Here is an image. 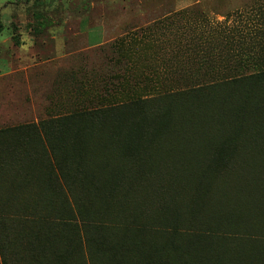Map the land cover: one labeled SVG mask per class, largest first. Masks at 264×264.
Here are the masks:
<instances>
[{
    "label": "rangeland",
    "instance_id": "rangeland-1",
    "mask_svg": "<svg viewBox=\"0 0 264 264\" xmlns=\"http://www.w3.org/2000/svg\"><path fill=\"white\" fill-rule=\"evenodd\" d=\"M38 1L0 0V20L4 26L0 33V153L7 156L6 162L0 159L4 162L0 163L3 216L0 232L10 252L8 264H60L56 262L66 256L63 253L72 249L73 260L68 258L72 261L62 264H108L113 257L111 251L99 252L93 245L87 250L79 249L80 241H70L74 227L86 233L96 230L93 227L97 224L102 225L101 239L108 246L125 244L126 264L133 257L130 251L140 247L135 243L151 238L160 245L164 232L176 224L178 229L196 232L207 225L209 233L203 235L213 237L209 244L230 255H235V250L247 255L259 249L255 264H264V212L261 203H256L252 188L249 191L254 195L240 196L248 204L235 202L229 207L238 212L252 209L255 214L258 210L259 219L225 223L166 216L168 210L159 202L167 197L161 196V184H147L146 190L137 187L136 202L129 200V206H136L142 199L145 202L146 196V205H154L150 212H119L111 209L112 205L104 206L91 192H87L88 197L80 191L83 178L77 176L74 185L72 170L78 167L77 157L72 162L55 161L58 175L69 183L67 191L49 192L44 187L36 194L41 198L42 194L54 197V203L23 202L30 194L26 189L18 194L14 186L23 188L22 183L29 182V173L19 164L33 162L18 160L24 158L22 154L28 149L32 153L51 151L61 158L67 154L99 155L92 161L94 170L88 173L94 175L92 185L87 183L93 190L110 179L107 169L114 166L105 167L103 162H118L113 154L120 153L121 145L127 153L137 155L142 147L137 144L148 140L134 135L137 127L145 135L146 125H150L131 104L137 98L150 105L169 93L220 80L230 73H251L254 64L264 66V0H40V4ZM119 114L121 117H116ZM36 121L39 124L27 125ZM117 124L123 126L116 131L113 127ZM30 126L40 129L36 131L39 135L26 130ZM26 131L41 140L31 139ZM134 143L133 150L130 145ZM195 151L189 146L166 149L177 156H191ZM261 155L264 159V154ZM81 163L90 167L85 160ZM255 166V169L264 166V161L259 160ZM62 169L72 175L63 178ZM254 180L256 183L251 186L258 184L262 196V179L254 177ZM181 183L188 185L187 179ZM7 194H13V198L8 199ZM261 196L259 202L264 201ZM25 212L31 213L36 223L30 219L26 222ZM30 227L50 236V242L36 244V252L42 253L33 254L17 239L24 232L26 241L34 239L27 237L31 234ZM114 230L121 235L117 236ZM55 250L60 251L61 258H53ZM138 252L143 260L145 254H150V248ZM151 253L159 255V251ZM0 264H3L1 256Z\"/></svg>",
    "mask_w": 264,
    "mask_h": 264
},
{
    "label": "trees",
    "instance_id": "trees-1",
    "mask_svg": "<svg viewBox=\"0 0 264 264\" xmlns=\"http://www.w3.org/2000/svg\"><path fill=\"white\" fill-rule=\"evenodd\" d=\"M37 3L40 4L41 1L39 0ZM3 29L4 26L0 20V33ZM252 67L254 71L251 73L244 71L242 74L240 72L230 73L220 80L200 83L192 89H185L177 94L169 93L171 95L164 97L165 99L158 102L157 99L150 105L143 98H137L131 104L136 106L137 114L144 115L150 125H146L145 135L142 133L143 129H139V127L135 130L134 135L135 138L145 137L146 140L148 139L147 142L137 144V146L142 145L140 151L136 152L137 155L127 153L121 145L120 153L113 154L114 160L120 163L111 162L109 164V160L103 162L105 167L114 166L107 169L108 173H111L110 179L104 184L95 186L93 190L92 187L83 186L79 188L80 191L86 196H88V191L91 192L97 202L108 207L112 205L111 209L115 208L119 212L128 211L129 213L133 210L135 212H150L154 205L152 207L146 205V196L145 202L142 199L136 206L135 204L129 206V200L136 202L137 187L146 190L147 184H161L159 185L163 190L160 192L161 196L167 197L159 202L164 204L162 207L168 210L166 216L172 215L177 218L185 217L201 221L220 220L225 223L244 219L246 221L259 219V215H256L258 210L255 214L252 209H241L238 212L229 207L235 202L243 205L248 204L240 197L241 193L255 194V201L257 204L261 203L260 206L264 212V201H258V197L261 196L258 184L255 187L251 186L256 183L254 177H257V180L262 179L261 183L264 185V166L255 169V164L259 160L264 161L261 155L264 154V66L259 67L258 64H254ZM106 112L107 110L102 113ZM116 117L120 118L121 114ZM137 119L136 122H141ZM121 126L123 125L117 124L113 128L116 130ZM26 130H34L35 135H39L38 132H40V129L32 126ZM5 131H10V129ZM26 132L31 139L41 140L40 136L38 138L31 136V131ZM180 146L193 147L196 151L191 156H187V154L177 156L166 152L167 148ZM134 147L135 143L130 145L133 150ZM33 152L27 149V153L22 154L25 155L23 156L25 158L18 160L21 162L27 160L30 163L33 160L26 158L33 157L34 154H47L46 152ZM50 153L52 152L50 151ZM90 155L95 158L94 154ZM6 158L7 156L3 155V152L0 153V159L6 162ZM87 162L90 165L89 168H93L92 161ZM0 163L4 164V162ZM19 166L23 167L24 164H19ZM248 168L253 169L247 171ZM3 169L7 168L3 166ZM144 173L147 174L144 175ZM93 176L90 174L85 179L90 185H92ZM183 179H187L188 185L183 186L184 182L179 184V181H183ZM177 184L180 185L179 188H176ZM250 188L254 194L249 191ZM253 188H257V191ZM62 190L61 187L60 192ZM170 191L172 195H169ZM96 192L98 196L94 195ZM176 193L175 199L177 200L173 199ZM13 194H7V198L12 199ZM263 195L261 197H264ZM243 198L246 200L247 196ZM83 201L86 203V198ZM158 206L161 205L158 204ZM244 207L242 206V208ZM149 212L147 213L149 214ZM1 214L0 217H3ZM24 214L27 218L26 222L29 221L28 219L32 220L31 213L25 212ZM31 223L36 222L33 219ZM145 224L148 225V223ZM61 225L64 226V224ZM90 225L91 223H89V229L92 230ZM101 226L97 224L93 227L96 230L86 233H82L81 230H76L74 227L72 232L74 235H71L70 241L74 243L80 241L77 244L79 249L87 250V247L90 248L93 245L94 249L99 252L111 251L113 257L108 258V264H126L125 244L121 245L118 242L112 247L108 246L104 239H101ZM33 228L28 229L31 234L27 237L34 239L26 241L25 232L22 233L23 237L17 239L26 248L32 250L33 254L42 253V250L36 252V244L50 242V236L49 234L41 235L43 233L35 232ZM207 228L209 226L206 225L201 227L198 232L193 229L184 231L178 229L177 224L172 225L170 230L164 232L165 238L160 245L155 244L154 239V242L151 241V238L142 241L141 244L135 243L140 247H135V251H130L129 254L133 257L129 264H255L259 249L251 250L247 252V255L240 250H235L237 251L235 255L227 254L223 248L209 244V240L213 237L203 235L209 233ZM122 231L128 232L130 229H122ZM113 232H116L117 236L121 235L119 230ZM2 235L0 232V256L3 264H8L10 252L6 249L7 241L2 239ZM149 248L150 254H145L141 260L138 250ZM152 251L154 253L159 251V255L154 256ZM60 254V251L55 250L53 258L60 257ZM63 254L66 256L56 263L62 264L73 260L71 258L74 255L73 249L65 251ZM147 255L149 257H146ZM68 258L72 260H68Z\"/></svg>",
    "mask_w": 264,
    "mask_h": 264
},
{
    "label": "crops",
    "instance_id": "crops-1",
    "mask_svg": "<svg viewBox=\"0 0 264 264\" xmlns=\"http://www.w3.org/2000/svg\"><path fill=\"white\" fill-rule=\"evenodd\" d=\"M30 124H39V122H29L27 123V125ZM13 128V127H12ZM16 128V127H14ZM86 153V152H83ZM33 155V154H32ZM65 157L61 158L60 156H57L54 153H47V154H34L33 157L30 158H26V159H30L33 160V164H24L23 167H25L24 171L29 173V182L24 181L22 183V187L18 185H14L16 187V192L18 194H21V190L26 189V191L30 194L27 195L26 197H28L27 200H21L23 202H29L34 200L36 203H43V204H51L54 203V197H46L43 196L42 197H38L36 194H38L39 192H42V190L44 189V187L49 190V192L52 191H60L61 187L62 189H65L67 191V189H69V183H65V181L63 179H61V177L58 175V169L56 168V163L55 161H59L60 162H64V161H68V162H72L74 161V159L77 157L78 159H76V161L79 162L78 167H75L76 169H73L72 171H74L75 173V178H74V185L77 182V176H80L78 178H83V183L82 181H80L81 186H85L88 187V182L85 181L86 178L89 177L90 174H88L90 171L94 170L93 168H89L86 167L85 165H82V160L85 161H93L96 158H99V155H97L95 158H91V156H88V154H83V156H81L80 154L78 156H72L67 154L64 155ZM102 157V156H101ZM25 158V157H24ZM97 160V159H96ZM70 164V163H69ZM58 165V164H57ZM61 167H62V163H60ZM71 165V164H70ZM22 167V168H23ZM64 167V165H63ZM67 168H69L70 166H65ZM63 170V169H62ZM96 171V170H95ZM19 172V171H18ZM31 174V175H30ZM63 178L65 176H70L72 174H67L65 170H63ZM57 176H58V180H57ZM50 178V179H48ZM25 198V197H24ZM23 199V198H22ZM20 200V199H19Z\"/></svg>",
    "mask_w": 264,
    "mask_h": 264
}]
</instances>
